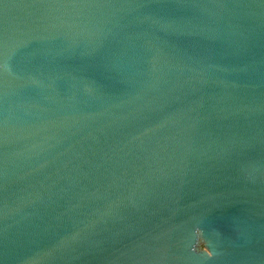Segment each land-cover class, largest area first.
<instances>
[{"label": "water", "instance_id": "95a60500", "mask_svg": "<svg viewBox=\"0 0 264 264\" xmlns=\"http://www.w3.org/2000/svg\"><path fill=\"white\" fill-rule=\"evenodd\" d=\"M0 264H264V0H0Z\"/></svg>", "mask_w": 264, "mask_h": 264}]
</instances>
